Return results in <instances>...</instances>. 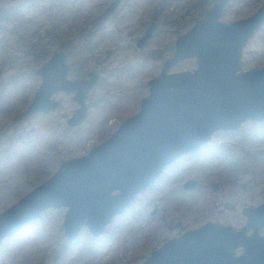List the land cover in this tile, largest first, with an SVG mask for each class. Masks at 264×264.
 <instances>
[{
	"label": "rangeland",
	"instance_id": "rangeland-1",
	"mask_svg": "<svg viewBox=\"0 0 264 264\" xmlns=\"http://www.w3.org/2000/svg\"><path fill=\"white\" fill-rule=\"evenodd\" d=\"M110 1L0 0L1 14L14 7L20 15L9 23L0 21V212L46 180L60 162L85 155L133 115L147 95L146 81L158 74L157 53L169 55L174 38L212 4L123 0L111 17L96 22ZM263 2L228 0L221 21L245 18ZM151 21L155 30L136 48L135 41ZM78 30L87 34L88 50ZM43 46L50 52L47 58L65 49L68 79L84 78L88 72L98 75L86 94V117L77 126L66 124L76 105L64 93L54 95V111L21 116L39 84L34 70L45 61L36 56ZM263 64L264 23L243 46L239 67L246 71ZM194 68L195 60L188 59L170 72ZM189 180L194 187L182 189ZM263 202L264 120H246L236 130L214 132L203 147L165 167L111 220L93 253H85L91 238L86 229L74 243L66 242L61 228L65 208L47 209L0 242V264H104L109 257L141 264L165 241L202 224L242 228L246 211ZM260 235L264 238V229Z\"/></svg>",
	"mask_w": 264,
	"mask_h": 264
},
{
	"label": "water",
	"instance_id": "water-1",
	"mask_svg": "<svg viewBox=\"0 0 264 264\" xmlns=\"http://www.w3.org/2000/svg\"><path fill=\"white\" fill-rule=\"evenodd\" d=\"M122 1L112 0L97 21H104ZM224 1L217 0L201 21L175 38L173 53L146 82L147 95L133 115L85 155L60 162L46 180L0 212V242L47 209L59 208H65L61 228L67 243H74L82 229L98 238L165 167L203 147L214 132L236 130L246 120H264V64L246 71L239 67L243 46L264 23V2L249 17L223 24L218 19ZM153 29L150 23L138 48ZM65 57L56 50L35 70L39 85L22 116L54 111L58 102L53 96L64 93L76 105L67 126L84 120L85 97L97 75L68 79ZM193 58L196 67L191 72L169 71ZM194 185L189 180L182 189ZM261 229L264 202L246 211L242 228L202 224L165 241L141 264H264Z\"/></svg>",
	"mask_w": 264,
	"mask_h": 264
},
{
	"label": "flooded vegetation",
	"instance_id": "flooded-vegetation-1",
	"mask_svg": "<svg viewBox=\"0 0 264 264\" xmlns=\"http://www.w3.org/2000/svg\"><path fill=\"white\" fill-rule=\"evenodd\" d=\"M111 1H112V0H111ZM111 1H110V2H111ZM204 1H207V0H199L200 3L204 2ZM211 1H212V4L210 5V7L207 8L206 10H204L202 14H201V11L198 12V14H199V13L201 14V15L199 14L201 17L198 18V19L193 23V25H194L196 22L201 21V20L203 19V17H204V13H205L206 11H208V10H209V9H210V8L216 3L217 0H216V1H215V0H211ZM227 1H228V0H225V1L222 3V7H221V15H220V17H219V19H218V21L221 22V23H223V24H226V23L223 22V21H221V18H222V14H223L224 4H225ZM110 2L107 4V6L110 4ZM105 8H106V6L103 8V10H104ZM258 8H259V7H258ZM258 8H257V9H258ZM14 9H15V8H14ZM257 9H256V10H257ZM103 10H101V11L97 14V16L95 17V21H96V22H98V21H97V17H98V15H99ZM256 10H255V11H256ZM115 11H116V9H115V10L112 12V14L109 15L104 21H106L109 17H111ZM255 11H254V12H255ZM14 12H15V13H14V18H15V19H19V17H20V15H19V8H16V9L14 10ZM254 12H252L251 14H253ZM251 14H250V15H251ZM250 15H249V16H250ZM249 16H247V17H249ZM247 17H245V18H247ZM245 18L236 19V20H233V21H238V20H242V19H245ZM15 19H14V20H15ZM0 21H1V20H0ZM104 21H101V22H99V23H102V22H104ZM233 21H229L228 23L233 22ZM150 23H153V24H154V29H153V31L155 30L156 25H155L154 22L151 21V22L148 23V25H147L146 28L144 29L142 35H143L144 32L146 31V29L148 28V26H149ZM193 25H192V26H193ZM192 26H191V27H192ZM191 27H189L188 29H190ZM188 29H187V30H188ZM187 30H186L184 33H182V34L177 35L176 37L185 34V33L187 32ZM153 31H152V33H153ZM152 33H151V35H152ZM78 34H79V35H82V36H81V39L83 38V39H82V42H83L82 44H86V43H87V41H86V40H87V34H86V35H83L81 30H78ZM142 35H141L139 38H141ZM151 35H150V37H151ZM150 37H149V38H150ZM176 37H175V38H176ZM139 38H137V40L135 41V46H136V43H137V41H138ZM149 38H148V39H149ZM175 38H174V40H175ZM148 39H146L145 42H146ZM174 40H173L172 49H171V51L169 52V55H167L166 57H163V56H161V55L158 54V53H157V55H156V56L160 59L159 71H160V67H161V65H162V62H163L165 59L169 58V57L171 56V54L173 53V50H174ZM145 42L142 44L141 47L138 48V47L136 46V48H138V49L142 48V47L144 46ZM87 46H88V45H87ZM60 50H61V49H60ZM61 51L64 52V54H65V56H66V57H65V58H66L65 60H66V63H67V65H68V70H69V64H68V62H67V55H66L67 53H66L65 51H63V50H61ZM54 52H55V51H54ZM51 54H52V53H51ZM51 54H50V56H51ZM241 54H242V51H241ZM50 56H49V57H50ZM49 57H48V58H49ZM48 58H47V59H48ZM47 59H46L44 62H46ZM193 59L195 60V58H193ZM186 60H188V59H186ZM183 61H184V60H183ZM44 62H43V63H44ZM43 63H42V64H43ZM141 63H142V62H141ZM239 63H240V60H239ZM139 64H140V63H139ZM177 64H178V63H177ZM175 65H176V64H175ZM175 65H173V67H174ZM39 66H40V65H39ZM39 66H38V67H39ZM132 66H134V64H132V65H130V66H128V67L132 68ZM136 66H137V65H136ZM239 66H240V65H239ZM38 67H37V68H38ZM173 67H172V68H173ZM195 67H196V66H195ZM37 68H36V69H37ZM172 68H171V69H172ZM36 69H35V70H36ZM171 69H170L169 71H171ZM194 69H195V68H194ZM194 69H193V70H194ZM251 69H257V68H251ZM35 70H34V72H35ZM248 70H249V69H248ZM159 71H158V73H159ZM181 71H186V70H181ZM191 71H192V70H191ZM191 71H188V72H191ZM173 72H180V71H173ZM88 73H94V72H88ZM88 73H87V74H88ZM87 74H86V75H87ZM94 74H96V73H94ZM34 75H35V74H34ZM86 75H85V77H86ZM96 75H97V74H96ZM157 75H158V74H157ZM157 75H156V76H157ZM35 76H36V75H35ZM156 76H155V77H156ZM36 77H37V76H36ZM85 77H84V78H85ZM84 78H74V79H84ZM153 78H154V77H153ZM38 79H39V78H38ZM151 79H152V78H151ZM70 80H71V79H70ZM97 80H98V75H97ZM149 80H150V79H149ZM147 81H148V80H147ZM147 81H146V82H147ZM95 84H96V83H95ZM95 84H94V85H95ZM38 85H39V84H38ZM145 86H146V83H145ZM36 89H37V88H36ZM34 92H35V91H34ZM85 98H86V97H85ZM53 100H54V96H53ZM140 101H141V100H140ZM140 101H139V103H140ZM28 103H29V102H28ZM28 103H27V104H28ZM27 104H26V106H27ZM85 105H86V104H85ZM26 106H25V107H26ZM138 106H139V104H138ZM25 107H24V109H25ZM86 109H87V107H86ZM23 111H24V110H23ZM23 111H22V112H23ZM22 112H21V116H22ZM51 112H52V111H51ZM48 113H49V112H48ZM121 122H122V121H121ZM121 122H120V123H121ZM119 125H120V124H119ZM119 125H118V126H119ZM110 135H111V134H110ZM110 135H109V136H110ZM109 136H108V137H109ZM102 142H103V141H102ZM92 147H93V146H92ZM88 151H89V150H88ZM237 253H238V252H237Z\"/></svg>",
	"mask_w": 264,
	"mask_h": 264
},
{
	"label": "trees",
	"instance_id": "trees-1",
	"mask_svg": "<svg viewBox=\"0 0 264 264\" xmlns=\"http://www.w3.org/2000/svg\"><path fill=\"white\" fill-rule=\"evenodd\" d=\"M14 7L7 9L3 14L0 13V20L3 23H9L11 21H13L14 18ZM34 48V47H33ZM61 50L65 51L64 48L60 47ZM83 49H89L87 44H83ZM40 50V51H39ZM38 50V54L36 53V56L38 57H45V60L47 58V56L49 55V51L45 50V46H43L41 49ZM99 238H90V240L87 243V248L85 250V253H89L91 251V253H93L95 251V249L99 246ZM63 246H65V244H63ZM62 248V247H61ZM140 250V249H139ZM56 252V251H54ZM96 255V254H95ZM94 254H92L91 256H95ZM54 259H56V257H54ZM46 264H50V261L45 262ZM38 264H43V263H38ZM104 264H129L128 261H124V263H118V260H115L113 257H109Z\"/></svg>",
	"mask_w": 264,
	"mask_h": 264
}]
</instances>
